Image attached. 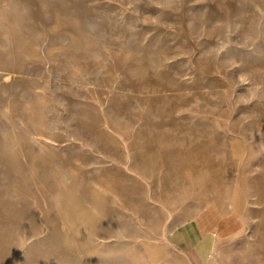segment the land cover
Listing matches in <instances>:
<instances>
[{"label":"rangeland","instance_id":"obj_1","mask_svg":"<svg viewBox=\"0 0 264 264\" xmlns=\"http://www.w3.org/2000/svg\"><path fill=\"white\" fill-rule=\"evenodd\" d=\"M198 220L264 254V0H0V264H192Z\"/></svg>","mask_w":264,"mask_h":264},{"label":"crops","instance_id":"obj_2","mask_svg":"<svg viewBox=\"0 0 264 264\" xmlns=\"http://www.w3.org/2000/svg\"><path fill=\"white\" fill-rule=\"evenodd\" d=\"M220 226L219 222L216 220L207 228L201 220H198L195 222L194 228H191L188 240L185 241L183 238L178 239L179 247L188 256L192 264H197L199 254L198 242L201 238L205 239L206 235L208 237V235L211 234L216 237L218 236V238L225 241V244H227L228 253L225 252L227 255H222V264H264V254L260 241L254 240L253 245L250 246L248 250L246 249L245 242L248 229L245 224L228 223L226 225L223 224L222 227ZM199 236H201V238L195 243ZM164 251L166 253L165 258L160 260L159 263L170 260L174 254L169 253L167 255V251ZM235 252L236 256H233ZM214 253L216 254V250L212 252V254Z\"/></svg>","mask_w":264,"mask_h":264},{"label":"bare ground","instance_id":"obj_3","mask_svg":"<svg viewBox=\"0 0 264 264\" xmlns=\"http://www.w3.org/2000/svg\"><path fill=\"white\" fill-rule=\"evenodd\" d=\"M236 151H238V149H237ZM237 153H238V152H237Z\"/></svg>","mask_w":264,"mask_h":264}]
</instances>
